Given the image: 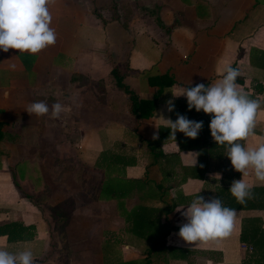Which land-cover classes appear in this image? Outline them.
Here are the masks:
<instances>
[{
  "label": "crops",
  "instance_id": "0c3cea01",
  "mask_svg": "<svg viewBox=\"0 0 264 264\" xmlns=\"http://www.w3.org/2000/svg\"><path fill=\"white\" fill-rule=\"evenodd\" d=\"M50 11L54 46L37 55L0 51V249L30 250L34 264H115L144 259L154 247L152 264H260L240 233L244 217L260 216L264 226V210H235L225 238L190 245L179 236L187 220L178 209L198 194L223 201L242 174L210 129L196 139L177 132L175 142L171 129L156 125L161 114L208 121L172 92L211 85L232 67L243 78L238 90L260 102L254 132L240 143H264L260 52L250 61L251 49L264 51V0H57ZM114 68L153 102L148 115L130 111ZM38 101L70 111L30 116L26 108ZM248 171L246 183L264 186ZM140 204L157 209V222L134 231L126 219ZM58 205L68 217L63 239L51 215Z\"/></svg>",
  "mask_w": 264,
  "mask_h": 264
},
{
  "label": "clouds",
  "instance_id": "9594fccd",
  "mask_svg": "<svg viewBox=\"0 0 264 264\" xmlns=\"http://www.w3.org/2000/svg\"><path fill=\"white\" fill-rule=\"evenodd\" d=\"M57 0H0V51L7 53L10 49L19 50L20 54L37 55L57 41L56 30L52 27L53 16L50 9ZM240 72L237 68L227 67L222 79L211 85L203 83L190 85L173 91V98L186 97L188 110L203 111L211 117V136L217 145L226 149V156L235 171L242 174L241 179L234 180L229 191L236 200L243 204L251 198V185L244 180L249 169L254 171L255 179L264 184V144L258 148H246L240 141H245L253 134L257 124L260 102L250 99L238 90L236 84ZM174 99L167 102V110L174 111ZM26 111L30 116H49L60 119L70 109L60 102L49 105L44 101L33 102ZM161 125L157 129L169 128V138L176 142L177 132L185 137L196 139L203 128V121L190 120L177 113V119H165L161 114L157 119ZM168 138V139H169ZM153 139H158L154 135ZM189 156L193 152L187 153ZM197 157L190 164L196 166ZM203 167V165H201ZM219 180L221 174L215 175ZM181 212L187 222L180 227L179 236L190 245L207 243L228 237L234 227L236 211L223 206L218 197L205 200L196 195ZM0 264H34L30 250L10 253L0 249Z\"/></svg>",
  "mask_w": 264,
  "mask_h": 264
},
{
  "label": "trees",
  "instance_id": "16d2710c",
  "mask_svg": "<svg viewBox=\"0 0 264 264\" xmlns=\"http://www.w3.org/2000/svg\"><path fill=\"white\" fill-rule=\"evenodd\" d=\"M258 51L260 52V55H262L261 57L260 56L257 57V59H259L258 65L264 69V51H260L256 48L251 49L250 61L254 62L253 59H255L256 57L255 55L258 53ZM112 74L116 77V81L118 85L128 94V105L130 111L136 116H144L145 114L148 115L150 110L153 108V102L150 100H144L138 98L126 85L122 83V76L120 73L117 72L116 68L113 69ZM242 80L243 78L238 76L236 83L238 82L241 83ZM207 85H209V83L206 84V86ZM256 91L261 92L262 85H258V88L256 86ZM245 94L250 99H256L255 95L253 94H249V93H245ZM207 118L209 119L208 121H206L205 118H202L204 124L203 128L206 127L210 129L209 125H210L211 117H209L208 115ZM214 151H215L214 152L215 155L222 154V151H220L219 149H216ZM200 166H201V162H200ZM202 174L203 171L200 174H198V176H201ZM226 182L227 180L225 181V184H228V182L227 183ZM230 187H226L225 191L223 192V194L225 195H227V192L229 194V196L227 198L225 197V199L222 201L223 206L234 210H251V209L264 210V186L251 187V193H252L251 198H246V202L243 204L239 203L236 200V198L233 197V195L229 191ZM107 188L108 186L106 187L105 185L102 188V193H105V190H109ZM156 211L157 209L155 208L148 207L144 204H140L129 214L126 221L130 222V226L134 231L137 229H142L144 226L153 227L154 225H156L157 222V219L154 217ZM51 215L54 219V230L63 239L64 228L68 223V217L65 215L64 212H62V208L59 205L51 208ZM166 234L167 233H165L164 235ZM240 241L244 244H251L252 251L250 258L255 256L254 259L256 261H260V264H264V226H263V220L260 216L242 218ZM156 242L157 241H155L154 244H157ZM160 243H164V242H160ZM171 249L175 250L173 248ZM153 252L158 253L159 251H157L156 248L154 247L146 251L147 256L144 259L120 261L115 264H152Z\"/></svg>",
  "mask_w": 264,
  "mask_h": 264
},
{
  "label": "rangeland",
  "instance_id": "374dc122",
  "mask_svg": "<svg viewBox=\"0 0 264 264\" xmlns=\"http://www.w3.org/2000/svg\"><path fill=\"white\" fill-rule=\"evenodd\" d=\"M263 144H264V143H263ZM118 223L122 225V224H123V219H122V218H119V219H118ZM54 235H55V234H54ZM56 236H57V235H56Z\"/></svg>",
  "mask_w": 264,
  "mask_h": 264
},
{
  "label": "built area",
  "instance_id": "2783aa9c",
  "mask_svg": "<svg viewBox=\"0 0 264 264\" xmlns=\"http://www.w3.org/2000/svg\"><path fill=\"white\" fill-rule=\"evenodd\" d=\"M250 251L252 250V247L251 246H249V248H248Z\"/></svg>",
  "mask_w": 264,
  "mask_h": 264
}]
</instances>
